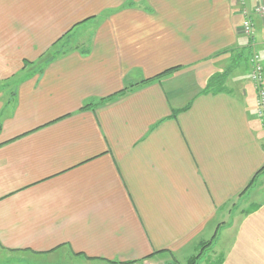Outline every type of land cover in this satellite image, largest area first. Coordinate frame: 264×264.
Instances as JSON below:
<instances>
[{
	"label": "crops",
	"instance_id": "obj_1",
	"mask_svg": "<svg viewBox=\"0 0 264 264\" xmlns=\"http://www.w3.org/2000/svg\"><path fill=\"white\" fill-rule=\"evenodd\" d=\"M244 19L239 0H0V257L189 264L215 236L196 264H264V169L242 193L264 167V22Z\"/></svg>",
	"mask_w": 264,
	"mask_h": 264
},
{
	"label": "trees",
	"instance_id": "obj_2",
	"mask_svg": "<svg viewBox=\"0 0 264 264\" xmlns=\"http://www.w3.org/2000/svg\"><path fill=\"white\" fill-rule=\"evenodd\" d=\"M256 17H257V16H256ZM244 20H245V19H244ZM250 22H251V31H252L253 25H252V21H251V20H250ZM57 53H58V51H55V52L51 53V54L48 56V58H53V57L57 56ZM219 54H220V53H219ZM215 56H218V54L215 55ZM249 59H251V56H250ZM261 65H262V64H261ZM251 66H252V64H251ZM262 67H263V66H262ZM177 68H179V67H175V68H171V69L165 70L164 72H162V73H160V74L154 76L153 79L158 78V77H160V76H162V75H164V74H167V73H169V72H172L173 70H176ZM228 71H229V70H227V71H225L224 73H221V74H220V73H216V74H214L213 76H211L210 79H209L208 82H207V85H206L205 89L203 90V93H216V92L224 91V90H225L224 80H225V78H226V76H227V74H228ZM262 72H264V71L262 70ZM263 75H264V74L262 73V83H263ZM149 80H151V79H149ZM149 80L147 79L146 81H149ZM142 82H145V81H142ZM142 82H141V83H142ZM133 86H135V85H131L129 88H131V87H133ZM261 88H262V90L264 91V89H263V87H262V84H261ZM125 90H126V89H125ZM255 91H256V88H255ZM117 94H119V95L122 94V91L118 92ZM256 94H257V91H256ZM90 105H93V104L90 103V104H88V105H85L83 108H86V107H88V106H90ZM187 108H188V107L182 108V109H180V110L173 111L171 116H172V117H175L179 112H181V111H185V110H187ZM257 118H258V117H257ZM258 119H259V118H258ZM259 120H260V119H259ZM261 122L264 123V121H261ZM263 169H264V167H263L261 170H259V171L257 172V174L254 175V177L249 181V183L247 184V186L245 187V189L242 191V193H243L244 191L248 190L249 188L253 187V185L256 183V176H257V175H258ZM242 193H241V194H242ZM214 238H215V236H213L209 241L204 242V243L201 245V247H199V249H200L199 253L190 259L189 264H196V263L198 262V260H199V259L201 258V256L204 254V252H206L207 248L211 245L212 240H214ZM221 262H222V260H221V257H220V258L218 259V261H217V264H221Z\"/></svg>",
	"mask_w": 264,
	"mask_h": 264
},
{
	"label": "built area",
	"instance_id": "obj_3",
	"mask_svg": "<svg viewBox=\"0 0 264 264\" xmlns=\"http://www.w3.org/2000/svg\"><path fill=\"white\" fill-rule=\"evenodd\" d=\"M240 1V0H239ZM244 0H241V2ZM243 14V13H242ZM254 14L262 21H264V4H260L255 8ZM244 15V14H243ZM243 33L247 36H251V22L245 20L242 24ZM253 60V61H252ZM251 60L252 68H251V81L255 85L257 91V100H256V116L260 119V121H264V91L261 88L262 84V70L263 67L261 63H259L258 58L254 57Z\"/></svg>",
	"mask_w": 264,
	"mask_h": 264
},
{
	"label": "rangeland",
	"instance_id": "obj_4",
	"mask_svg": "<svg viewBox=\"0 0 264 264\" xmlns=\"http://www.w3.org/2000/svg\"><path fill=\"white\" fill-rule=\"evenodd\" d=\"M247 1L248 0H244V1L241 2V0H240L239 1V8H240V10H242V13L244 14V17H246L247 20H251L252 16H256L254 14L255 8L258 5H260V4H264V0H256V3L254 4V6L252 7V9L250 11H248V8H247ZM254 57H257V56H253V57H251V59H249L250 65H251V60ZM257 58H258V61L260 63L259 57H257ZM250 68H252V66H250ZM263 71H264V69H263ZM257 184L258 185L260 184V180L259 179H258ZM199 251H200V249H198V251L194 255L198 254ZM205 254L207 256V253H205ZM208 254H210V252ZM6 259H8L6 256H5V258H1L0 257V264H54V263H48L44 258H37V257H30L31 260H27L26 262H17V261H14V260L13 261H8ZM59 263H62V264H85L83 260H77V259H75L73 261H70L68 259H64V260L62 259L61 261L59 260ZM92 264H99V263L95 262V263H92Z\"/></svg>",
	"mask_w": 264,
	"mask_h": 264
}]
</instances>
